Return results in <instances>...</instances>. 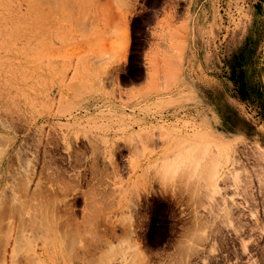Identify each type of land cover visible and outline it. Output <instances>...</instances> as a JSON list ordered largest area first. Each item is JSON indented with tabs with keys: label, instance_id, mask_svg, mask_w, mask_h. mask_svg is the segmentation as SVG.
<instances>
[{
	"label": "rangeland",
	"instance_id": "obj_1",
	"mask_svg": "<svg viewBox=\"0 0 264 264\" xmlns=\"http://www.w3.org/2000/svg\"><path fill=\"white\" fill-rule=\"evenodd\" d=\"M0 216V264H264V0H0Z\"/></svg>",
	"mask_w": 264,
	"mask_h": 264
},
{
	"label": "crops",
	"instance_id": "obj_2",
	"mask_svg": "<svg viewBox=\"0 0 264 264\" xmlns=\"http://www.w3.org/2000/svg\"><path fill=\"white\" fill-rule=\"evenodd\" d=\"M199 38H201L200 36H199ZM197 41V40H196ZM198 41H199V43H198ZM198 41H197V43H198V47H199V50H198V53H199V56L201 55V63L204 65L203 66V68H204V72H206V69L208 70V71H211L210 70V68H209V66H208V63H206V60L208 59V57L206 56V54L205 53H207L206 52V50L204 49V48H206V46H204L202 43H203V41H201V40H199L198 39ZM201 43V44H200ZM204 51V52H203ZM200 73V76L198 77V78H195V77H193V79L195 80V82H197V81H199V83H200V85H199V88H200V90H204L205 89V87L203 86V85H205L204 84V81H205V77H203V78H201V75H203V76H207V73H202V72H199ZM190 76H191V74H190Z\"/></svg>",
	"mask_w": 264,
	"mask_h": 264
},
{
	"label": "bare ground",
	"instance_id": "obj_3",
	"mask_svg": "<svg viewBox=\"0 0 264 264\" xmlns=\"http://www.w3.org/2000/svg\"><path fill=\"white\" fill-rule=\"evenodd\" d=\"M15 198H16V197H15ZM16 199L18 200V197H17ZM14 200H15V199H14ZM26 200H27V199H26ZM19 201H20V200H19ZM19 201H18V202H19ZM15 202H16V201H15ZM12 204H14V202H12ZM16 204H17V202H16ZM18 204H19V203H18ZM18 204H17V205H18ZM19 205H20V204H19ZM25 205H26V204H24V206L22 205V207H25ZM9 206H10V205H9ZM20 206H21V205H20ZM26 206H27V205H26ZM22 207H20V208L23 210ZM10 208H11V209H10ZM10 208H9V210H8L9 212H14V211H16V210L18 209V207H16L15 205H14V206H11ZM20 208H19V210H20ZM25 208H26V207H25ZM25 208H24V209H25ZM22 210H21V211H22ZM2 212H3V211H2ZM9 212H8V213H9ZM16 212H17V211H16ZM18 212H19V214H21L20 211H18ZM23 212H24V211H23ZM22 214H23V213H22ZM50 216H51V215H50ZM0 217H1V216H0ZM8 217H9V216H8ZM51 217L53 218V216H51ZM26 219H27V218H26ZM0 220H1V219H0ZM31 220H32V219H31ZM31 220H30V221H31ZM52 220H53V219H52ZM52 220H51V221H52ZM16 221H18V220H16ZM21 221H22V220H21ZM32 221H33V220H32ZM48 221H50V219H49ZM51 221H50V222H51ZM3 222H4V221H3ZM19 222H20V221H19ZM22 222H23V221H22ZM0 223H1V222H0ZM33 223H35V221H34ZM37 223H38V222H37ZM53 223H54V222H53ZM55 223H56V222H55ZM1 224H2V223H1ZM38 224H39V223H38ZM33 225H34V224H33ZM22 227H23V226H22ZM53 227H54V226H53ZM46 228H48V227H46ZM11 229H12V228H11ZM49 230H50V229H49ZM50 231H51V230H50ZM7 232H8V231H7ZM1 233H2V231H1ZM51 233H52V232H51ZM51 233H50V234H51ZM53 234H54V233H53ZM63 234H64V233H63ZM63 234H62V235H63ZM66 235H67V233H66ZM63 236H64V235H63ZM68 236H69V234H68ZM76 236H77V235H76ZM66 237H67V236H65V238H66ZM74 237H75V236H74ZM74 237H73V238H74ZM69 239H70V238H69ZM78 241H79V240H78ZM66 242H67V241H65V243H66ZM0 243H1V242H0ZM70 243H72V242L70 241ZM76 243H77V242H76ZM66 246H67V245H66ZM69 247H71V245H70ZM69 247H67V248H65V249L67 250ZM74 248H75V247H74ZM74 248H73V249H74ZM69 253H70V252H69ZM72 254H73V253H72ZM106 255H107V254H106ZM103 256H104V255H103ZM75 258H76V257H75ZM95 263H96V262H95ZM93 264H94V263H93Z\"/></svg>",
	"mask_w": 264,
	"mask_h": 264
}]
</instances>
